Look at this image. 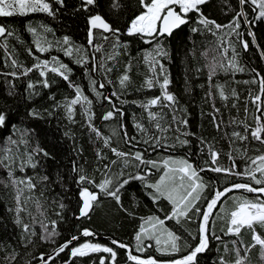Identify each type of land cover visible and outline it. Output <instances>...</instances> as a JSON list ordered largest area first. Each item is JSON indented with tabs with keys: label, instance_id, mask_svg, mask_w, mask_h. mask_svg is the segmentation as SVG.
Masks as SVG:
<instances>
[{
	"label": "snow or ice",
	"instance_id": "obj_1",
	"mask_svg": "<svg viewBox=\"0 0 264 264\" xmlns=\"http://www.w3.org/2000/svg\"><path fill=\"white\" fill-rule=\"evenodd\" d=\"M32 14L59 27L0 23V184L9 195L0 225H11L0 264H208L213 242L211 264H253L257 247L264 264V68L246 60L255 49L264 61V34L254 30L264 26V0H228L226 19L215 0H0V18ZM198 39L204 62L185 67L184 92L205 91L210 111L200 115L219 139L192 131L171 87L174 52L195 60ZM205 71L206 85L195 84ZM245 72L250 79L235 80ZM232 83L250 86L243 117ZM52 120L55 130L42 126ZM105 202L131 226L127 240L102 241L91 227Z\"/></svg>",
	"mask_w": 264,
	"mask_h": 264
},
{
	"label": "trees",
	"instance_id": "obj_2",
	"mask_svg": "<svg viewBox=\"0 0 264 264\" xmlns=\"http://www.w3.org/2000/svg\"><path fill=\"white\" fill-rule=\"evenodd\" d=\"M125 0H121V3H124ZM227 2L228 0H215L216 3V15L220 18V19H226L225 16L223 15V12L227 10ZM121 15H126V13L121 12ZM28 20H32L34 22H38V21H44L50 24H54L56 27H59V22H53L51 21L50 18H47L44 14H32L30 15L28 18H22V17H17V18H0V23L3 24H7L9 26H15L18 30L21 28V26L23 24H26L28 22ZM70 22V21H69ZM262 28H264V26H255L254 30L257 32L258 36L264 34L262 33ZM185 31H187V29H185ZM25 39H30L29 36H27V34L25 33ZM211 39V38H209ZM249 40L251 39L250 37L248 38ZM13 43H15L13 41ZM189 48H191V45H188ZM22 51V50H21ZM202 51V48L200 47V40H197V49H196V59L193 60L192 57L190 55H186L183 48H181L179 51L174 52V59L172 64L170 65V72H171V78H172V90L175 92H178L181 96V103L183 105H186L189 108V112H190V124H191V128L192 131L200 133L203 132V134L208 137L209 139H211L212 136H216L217 139H219L220 135L222 133H216L215 129L212 127V125L210 124L209 118L205 117V118H201V110H203L205 113H207L208 111H210V105L211 102L209 103H205L204 102V95H205V91L202 90L199 87H195L194 86V91L191 94H186L184 92V78H185V67L188 65H191L193 67L196 66H200L203 64V59L200 56V52ZM132 54L133 56H135L136 53V46L133 45L132 47ZM250 58V59H248ZM3 59H4V53H3V49H0V71H3L2 65H3ZM67 59V58H65ZM247 62L251 63L252 65H255L258 70L261 68H264V61H260L259 60V52L255 49H250L247 53V57H246ZM75 68V66H73ZM123 67V65L121 64V68ZM145 71V69L143 68V66H141V68L139 69L140 73H143ZM133 79L136 82V84H140L142 82L143 76L142 75H138L137 74V69L134 67L133 68ZM250 73L245 72V73H238L236 74L235 80L238 81H242L245 79H250ZM219 79L224 80L225 77H223V75L221 74V76L219 77ZM230 79V78H228ZM19 89L22 91L24 85L20 84L19 81H16ZM86 83V81H85ZM207 83V73L206 71L204 72V74L201 76V78L198 81H195V84H205ZM232 87H235L237 89V91L241 94V101H240V105H241V111H240V116L243 117V101L247 98L248 95V90L249 87L248 85H244L242 83L240 84H235L232 83L231 85ZM251 89L253 91H258V85L257 86H251ZM6 88H5V83H4V78L2 76H0V94L5 93ZM61 91H64V89H62ZM157 91L158 94V90ZM131 99V97H129ZM19 99V98H17ZM46 102V97L44 101H38V104H43ZM231 102V101H230ZM8 103L10 105H12L13 109L16 110L18 109V111L23 114L25 111V105L24 103H17L16 100H8ZM4 104V100L0 99V106H3ZM216 104L217 107H221L222 111L224 112V119L225 122H227V118H228V110L223 108L222 103L219 101V98L217 97L216 100ZM133 108H129V117H128V131L129 133H134L135 129L132 127L131 124V113L133 111ZM97 114L99 115L100 109L97 108L96 109ZM137 115H140V110L139 109H135ZM232 111V115L235 116L236 115V110L233 109ZM251 114H252V108L250 107L249 109V116H248V120L249 122H251ZM259 114V113H257ZM145 119H146V115H145ZM96 123L98 124V126H102L101 121L98 119L96 121ZM42 126L50 128L52 130H55L57 127V121L56 120H52L50 121L48 124H43ZM202 126V127H201ZM23 127V125H22ZM78 134H79V129H77ZM57 135H59V133H57ZM218 148H221L222 151L227 152L228 151V142L226 140H221L219 143H217L216 145ZM258 146V145H256ZM85 150H86V155L91 158L93 155L92 149L90 146H88L87 143H85ZM224 163H227L226 159L223 161ZM241 170H242V162H241ZM3 174H0V176H2ZM211 175V174H209ZM9 200V195L8 192L4 189L3 185L0 184V218H3L6 216V204ZM115 209L111 206V204L105 202L102 206H97L96 211L93 213V222L91 224V227L96 228L100 233L101 236L98 237L99 239H101L102 241L106 240V238L110 235V234H115L125 240L128 239L130 233L132 232V228L131 226L127 223V222H123L120 219H113V216H115ZM85 223L87 224L88 222L85 221ZM62 228L64 227L63 225L61 226ZM195 226L193 225V228ZM221 227L220 222H217L216 225V229L219 232ZM11 234V225H10V218H9V230L5 231L3 229V226L0 225V240H4L6 238H8ZM67 235V231L65 230V236ZM243 237L245 239V241H250V233L248 232H244ZM215 246H216V242H213V252L209 253L208 255V264H211L212 258L215 257L216 253H215ZM251 258L253 261V264H259L258 261V247L256 249H254L251 253Z\"/></svg>",
	"mask_w": 264,
	"mask_h": 264
}]
</instances>
